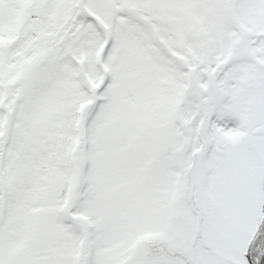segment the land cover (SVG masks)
Here are the masks:
<instances>
[{
    "label": "snow or ice",
    "instance_id": "obj_1",
    "mask_svg": "<svg viewBox=\"0 0 264 264\" xmlns=\"http://www.w3.org/2000/svg\"><path fill=\"white\" fill-rule=\"evenodd\" d=\"M0 264H264V0H0Z\"/></svg>",
    "mask_w": 264,
    "mask_h": 264
}]
</instances>
